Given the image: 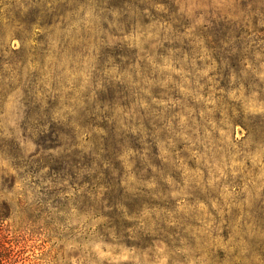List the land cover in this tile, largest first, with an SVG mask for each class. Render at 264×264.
<instances>
[{
    "label": "rangeland",
    "instance_id": "1",
    "mask_svg": "<svg viewBox=\"0 0 264 264\" xmlns=\"http://www.w3.org/2000/svg\"><path fill=\"white\" fill-rule=\"evenodd\" d=\"M8 240L2 264H264V0H0Z\"/></svg>",
    "mask_w": 264,
    "mask_h": 264
},
{
    "label": "trees",
    "instance_id": "2",
    "mask_svg": "<svg viewBox=\"0 0 264 264\" xmlns=\"http://www.w3.org/2000/svg\"><path fill=\"white\" fill-rule=\"evenodd\" d=\"M40 162H41V164H38V162L37 163L35 162L40 170H43L45 168H49V169L51 168L50 167L51 165H47L48 163H45V162L43 163V161L41 159H40ZM58 163L61 164V162H58ZM33 164H34V162H33ZM44 195H45V199H44L45 204L52 203L54 201V199L57 198V195L55 192H49L48 190H46V193H44ZM50 206H51V208H54L53 205H50ZM123 206H126V205H123ZM56 213L59 214V213H61V211L58 210ZM110 214L111 215L108 216V218H109V221L111 222V224L114 222H128V220L131 218V215L128 214V212L127 213L120 212L119 214H116V210H113V212ZM102 236H104L103 233H102ZM150 240L152 241L153 239H150ZM144 241H149V239H145ZM19 244H20L19 241L17 243V242H13L10 240L1 242V245H0V264H2V260H4L6 263H8V262H11V261H14L17 259V251H19L17 249L20 246ZM152 247H153V245H150V244L148 245V248H152ZM231 247H233V245H231ZM238 253H239V250H233L231 256L228 257L227 259H224V260L218 261V262H213L211 264H231V262H233L232 260L236 258L235 256Z\"/></svg>",
    "mask_w": 264,
    "mask_h": 264
}]
</instances>
